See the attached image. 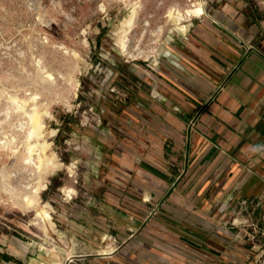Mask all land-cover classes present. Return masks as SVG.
Here are the masks:
<instances>
[{
  "label": "crops",
  "instance_id": "crops-1",
  "mask_svg": "<svg viewBox=\"0 0 264 264\" xmlns=\"http://www.w3.org/2000/svg\"><path fill=\"white\" fill-rule=\"evenodd\" d=\"M239 11L219 0L139 79L141 116L124 120L86 184L100 213L84 224L113 234L116 249L76 244L63 264H258L246 253L264 231V30ZM29 250L0 249V264H29Z\"/></svg>",
  "mask_w": 264,
  "mask_h": 264
},
{
  "label": "rangeland",
  "instance_id": "rangeland-1",
  "mask_svg": "<svg viewBox=\"0 0 264 264\" xmlns=\"http://www.w3.org/2000/svg\"><path fill=\"white\" fill-rule=\"evenodd\" d=\"M136 1L142 10L128 43L130 53L136 55L133 59L116 45V32L130 13L123 1L0 0V140L11 135L17 140L16 154L0 147V249L9 251L25 244L30 247L29 264H36L34 259L41 255L47 258L46 249L53 246L65 256L72 254L76 244L91 243L95 253L103 254L96 250L102 245L103 232H91L83 221L88 212L100 213V199L93 193L96 185L88 189L87 181H98L100 166L111 148L117 147L114 140L125 134L124 120L141 116L136 105V92L143 87L139 79L159 65L158 58L167 53L170 38L188 37L193 23L206 17L207 10L219 2L198 0L205 13L194 18L188 32L181 34L172 30L168 10L174 5L185 7L188 0ZM223 1L238 7L242 19H253L264 30V0ZM59 45L75 50L81 58L69 59ZM38 59L55 74V84L42 82ZM30 93L47 104L51 117L44 119V141L51 143V150L64 164L42 181L46 190L40 193V200L48 201L54 209V230L48 233L34 223V208H25L22 201L26 187L35 185L38 175L31 165L24 164L25 129L20 126L26 127L27 117L14 108L10 98L25 99ZM72 164L74 175L69 177L66 166ZM66 187L75 190L71 199L63 193ZM72 216L83 221L78 229L77 224L71 225ZM77 230L79 235H73ZM109 236L115 240L113 234ZM262 238L263 234L252 235L260 247L254 254L246 253L247 261L261 254L258 264H264ZM240 240L244 245L250 243L246 235Z\"/></svg>",
  "mask_w": 264,
  "mask_h": 264
},
{
  "label": "bare ground",
  "instance_id": "bare-ground-1",
  "mask_svg": "<svg viewBox=\"0 0 264 264\" xmlns=\"http://www.w3.org/2000/svg\"><path fill=\"white\" fill-rule=\"evenodd\" d=\"M120 1L125 2V4L130 8V13L122 20L119 30L116 32V45L120 47L124 55H128L129 57L135 59L136 55L130 53L128 43L130 41V35L133 33L136 27L137 19L142 10V5L136 0ZM188 1L189 5L185 7L174 5L168 10V18L174 27L172 30H175L181 34H186L188 32L194 18H201L205 13L203 6L198 0ZM163 32L164 29L160 28L159 33ZM57 48L63 51V53L68 57H71L69 59L78 60L81 58L78 52L75 50L68 49L63 45H59ZM36 64L38 70L40 71L42 82L55 84V74L50 72L41 63L40 59L36 61ZM10 101L17 111H21L23 115L27 117L28 121L26 127L24 128L23 125L20 126L21 130L25 129V131H22L26 156L24 164L26 166L31 165L33 171L35 170L38 175L35 185H28L26 187L22 197L23 205L25 208H34V223L39 224L41 228L46 233H48L51 229L54 230V222L52 220L51 214L54 209L48 201L41 202L40 200V193L46 190V185L42 181L45 179V176L51 175L55 171H58L64 167V164L58 160L57 155L51 150V143L44 141V119L50 118L51 114L46 109L47 104L42 102L40 96L37 94L30 93L25 99H20L17 96H13L10 98ZM16 141L17 140L15 136L11 135L4 141L0 140V147L5 148L11 154H16L17 149L14 147ZM74 168V164L66 166L69 177L74 175ZM63 193L68 199H71L72 196L75 195V190L66 187L63 188ZM100 240L102 245L97 249L99 253H111L116 249L114 242L108 234H101ZM46 251L47 258H44L42 255L41 257L39 256L40 259H34L36 264H63V257L58 253L55 246L47 248Z\"/></svg>",
  "mask_w": 264,
  "mask_h": 264
},
{
  "label": "trees",
  "instance_id": "trees-1",
  "mask_svg": "<svg viewBox=\"0 0 264 264\" xmlns=\"http://www.w3.org/2000/svg\"><path fill=\"white\" fill-rule=\"evenodd\" d=\"M0 256H1V254H0ZM2 256H4V255H2Z\"/></svg>",
  "mask_w": 264,
  "mask_h": 264
},
{
  "label": "built area",
  "instance_id": "built-area-1",
  "mask_svg": "<svg viewBox=\"0 0 264 264\" xmlns=\"http://www.w3.org/2000/svg\"><path fill=\"white\" fill-rule=\"evenodd\" d=\"M263 234H264V231H263Z\"/></svg>",
  "mask_w": 264,
  "mask_h": 264
}]
</instances>
